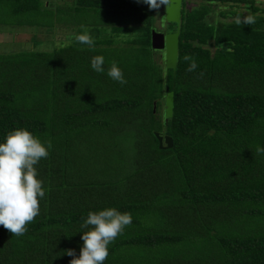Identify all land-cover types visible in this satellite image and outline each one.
<instances>
[{
	"label": "trees",
	"instance_id": "1",
	"mask_svg": "<svg viewBox=\"0 0 264 264\" xmlns=\"http://www.w3.org/2000/svg\"><path fill=\"white\" fill-rule=\"evenodd\" d=\"M190 1L176 70L152 46L160 31L143 0H72L70 43L0 53V143L16 129L52 143L36 165L40 213L20 237L0 226V264H70L84 219L106 208L131 213L132 224L104 264H264V155L254 154L264 148V7ZM57 11L0 0V29L57 27ZM247 15L256 23H236ZM85 32L94 50L75 40ZM95 56L104 73L92 70ZM113 61L126 84L108 77ZM156 133L173 146L160 148Z\"/></svg>",
	"mask_w": 264,
	"mask_h": 264
},
{
	"label": "clouds",
	"instance_id": "2",
	"mask_svg": "<svg viewBox=\"0 0 264 264\" xmlns=\"http://www.w3.org/2000/svg\"><path fill=\"white\" fill-rule=\"evenodd\" d=\"M143 3L150 10L158 11L162 6H168L170 0H143ZM236 23L253 25L256 18L254 15L238 17ZM75 40L95 49V40L87 32L77 35ZM183 59L189 62L188 71L196 70L198 65L191 55H185ZM104 63L103 56H95L90 62L92 70L97 73H104ZM107 75L121 85L127 83L115 61L111 63ZM50 148L51 141L45 146L27 129L10 131L5 141L0 143V226L15 237L23 236L28 230L27 225L34 222L40 213V199L45 196V190L43 181L37 178L36 165L49 156ZM254 154L264 155V148L258 146ZM131 224V213H122L116 208L89 212L81 225L88 230L81 237L83 247L79 257L74 250L65 252L73 257L70 264H104L109 256V245Z\"/></svg>",
	"mask_w": 264,
	"mask_h": 264
},
{
	"label": "rangeland",
	"instance_id": "3",
	"mask_svg": "<svg viewBox=\"0 0 264 264\" xmlns=\"http://www.w3.org/2000/svg\"><path fill=\"white\" fill-rule=\"evenodd\" d=\"M45 5L58 9L53 17L55 23H60L53 28H1L0 29V53H12L20 50L54 51L71 42L70 33L76 26L67 17L69 4L72 0H41ZM200 0H191L190 4L198 5ZM261 4V3H260ZM264 7V0H262ZM264 9V8H263ZM158 31L167 33L165 20V8L162 6L158 11L154 10ZM164 30V31H163ZM164 54V52H163ZM165 56V55H164Z\"/></svg>",
	"mask_w": 264,
	"mask_h": 264
},
{
	"label": "water",
	"instance_id": "4",
	"mask_svg": "<svg viewBox=\"0 0 264 264\" xmlns=\"http://www.w3.org/2000/svg\"><path fill=\"white\" fill-rule=\"evenodd\" d=\"M183 0H170V4L165 6V20L167 23H176L178 29L175 32H157L152 33V46L155 50L164 52L166 69L176 70L180 44V28L182 17ZM174 109V93L169 92L165 97V117L171 118ZM160 148H171L173 140L170 136H164L156 133Z\"/></svg>",
	"mask_w": 264,
	"mask_h": 264
},
{
	"label": "flooded vegetation",
	"instance_id": "5",
	"mask_svg": "<svg viewBox=\"0 0 264 264\" xmlns=\"http://www.w3.org/2000/svg\"><path fill=\"white\" fill-rule=\"evenodd\" d=\"M164 8H165V6H164Z\"/></svg>",
	"mask_w": 264,
	"mask_h": 264
}]
</instances>
